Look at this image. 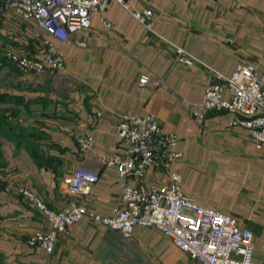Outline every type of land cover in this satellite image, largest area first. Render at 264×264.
I'll return each mask as SVG.
<instances>
[{"label": "crops", "instance_id": "1", "mask_svg": "<svg viewBox=\"0 0 264 264\" xmlns=\"http://www.w3.org/2000/svg\"><path fill=\"white\" fill-rule=\"evenodd\" d=\"M128 1L130 9L109 0L95 11L89 27L78 33L85 44L79 47L21 21L0 0V46L39 57L41 40L48 37L64 55L63 70L43 75L20 74L0 60V93L10 98L0 101V108L15 110L7 121L17 128L0 133V168H11L50 208L69 200L64 176L77 168L94 171L98 178L83 203L88 213L105 216L120 206L121 190L116 169L100 164L99 157L116 149L120 113H151L166 133L177 136L173 149L182 157L173 169L182 192L250 230L253 259L264 264V148L245 128L230 124L229 112L202 120L192 115L210 72L225 76L237 63L253 62L264 73V0ZM146 6L154 9L152 31L131 13ZM176 47L193 63L177 62ZM143 74L151 82L140 86ZM96 112L102 113L100 121ZM16 134L26 143L12 138ZM79 134L93 138L92 150H81ZM167 181L152 170L142 180ZM49 228L39 209L0 184V264H197L155 228L135 226L124 240L90 216L61 233L47 256L26 240Z\"/></svg>", "mask_w": 264, "mask_h": 264}, {"label": "built area", "instance_id": "2", "mask_svg": "<svg viewBox=\"0 0 264 264\" xmlns=\"http://www.w3.org/2000/svg\"><path fill=\"white\" fill-rule=\"evenodd\" d=\"M109 0H4L7 8L21 21L31 24L52 38L70 40L85 46L78 33L89 27L95 11ZM130 9L128 0H111ZM133 17L147 31L154 26V9L146 6L132 10ZM106 28L112 24L104 21ZM177 62L192 64L194 58L182 47L175 48ZM23 75H43L48 71L64 69V55L51 39L42 38L39 57L30 56L13 48L0 46V60ZM150 76L139 77L140 86L149 84ZM158 79L152 80L157 84ZM229 112L230 124L245 128L252 142L264 148V73L253 62H239L229 75L210 72L199 109L193 118L202 120L209 113ZM98 121L102 113L96 112ZM69 132V128L61 126ZM117 146L99 157L100 164L116 169L117 184L121 190V204L109 214L88 213L83 203L90 186L97 180L94 171L77 168L63 178L64 192L69 196L66 205L50 208L41 196L26 183L18 182L11 168H0V184L7 192H14L37 209L50 225L47 232L35 231L26 243L40 247L49 256L58 236L85 216L115 232L121 239L131 238L135 226L155 228L197 264H259L253 259L252 232L242 228L238 220L215 208L204 206L181 190V177L173 169L182 157L173 149L177 136L166 133L151 113H120L116 125ZM83 151L93 149V138L76 135ZM152 170L168 179L167 183L142 182ZM129 179L138 183L131 185Z\"/></svg>", "mask_w": 264, "mask_h": 264}, {"label": "trees", "instance_id": "3", "mask_svg": "<svg viewBox=\"0 0 264 264\" xmlns=\"http://www.w3.org/2000/svg\"><path fill=\"white\" fill-rule=\"evenodd\" d=\"M4 99H10V98H8L5 93H0V101H3ZM16 100H18V99H16ZM19 100L21 101L22 99H19ZM10 114L11 115L15 114V110L14 109L8 110L6 108H0V133L6 132V131H7V133H9L8 131H10L12 134L13 132H16V130H14V126L16 127V125L7 121V117ZM20 130L21 131H28V128H20ZM11 136H12V138L15 137V139L18 142L20 141V143H26L25 138H22L19 134H16L15 136L14 135H11Z\"/></svg>", "mask_w": 264, "mask_h": 264}, {"label": "rangeland", "instance_id": "4", "mask_svg": "<svg viewBox=\"0 0 264 264\" xmlns=\"http://www.w3.org/2000/svg\"><path fill=\"white\" fill-rule=\"evenodd\" d=\"M14 129L16 130L17 128L14 126Z\"/></svg>", "mask_w": 264, "mask_h": 264}]
</instances>
